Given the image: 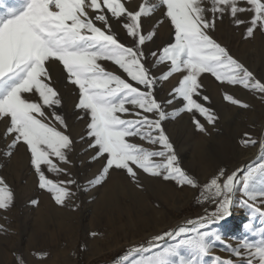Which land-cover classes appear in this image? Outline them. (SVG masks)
I'll return each mask as SVG.
<instances>
[{"label":"snow or ice","instance_id":"1","mask_svg":"<svg viewBox=\"0 0 264 264\" xmlns=\"http://www.w3.org/2000/svg\"><path fill=\"white\" fill-rule=\"evenodd\" d=\"M242 2L247 7H241ZM157 9H162L157 24L167 19L174 30L172 42L149 53L155 60L152 67L165 62L169 65L160 76L146 67L149 61L144 51L146 42L156 35L155 26L145 30L142 25V17H150ZM243 13L249 15L248 21L240 18ZM225 15H230L236 26H245V38L254 37L257 30L264 31V0H145L138 9H129L122 0H0V122L5 124V138L11 141L7 155L23 144L41 189L63 205L73 195L70 186L76 184L71 178L52 180L44 171L46 166L48 172L70 175L67 168L54 162L71 164L69 152L74 144L50 71L51 65L58 63L67 82L78 88L75 107L89 117L87 134L93 141L89 148L96 149L92 159L106 161L89 185L101 184L115 168L126 170L141 187L139 169L179 186L198 189L199 199L212 205L204 215L153 236L147 246H131L121 264H204L214 245L223 239L213 225L231 216L233 207L240 205L264 218V163L231 172L221 168L201 183L180 167L162 126L163 121L183 111L198 112L209 124L215 122V113L204 103L210 99L203 94L200 80L205 73L221 83L258 92L264 100V80L256 78L210 34L216 20ZM113 20L132 39L131 46L121 42ZM101 61L112 62L119 73L107 70ZM174 73L181 78L170 93L173 99L165 103L171 105L179 98L183 106L168 113L154 89L158 80H167ZM224 99L249 107L227 92ZM193 122L199 131L206 132L195 116ZM135 137L158 144L161 150L131 142L129 138ZM241 143L254 145L257 141L245 133ZM260 144V159L264 161V141ZM13 199V191L0 176V209H7ZM254 228V224L249 226L251 236L245 235L235 245H225L238 261L215 256L212 264H264V228L258 234Z\"/></svg>","mask_w":264,"mask_h":264},{"label":"rangeland","instance_id":"2","mask_svg":"<svg viewBox=\"0 0 264 264\" xmlns=\"http://www.w3.org/2000/svg\"><path fill=\"white\" fill-rule=\"evenodd\" d=\"M129 9H138L145 0H122ZM157 2V0H149ZM241 7H247L243 2ZM162 9H157L150 17H142L145 30L155 26L153 41L146 42L144 51L148 54L152 74L160 76L168 70V63L152 67L154 58L151 51H157L173 41L174 30L170 21L162 19ZM242 20L250 19L247 13L239 14ZM211 18V14H209ZM113 28L121 42L131 46L132 39L113 20ZM245 26H236L230 15L216 20L215 29L210 33L217 42L226 46L234 58L243 63L256 78L264 80V31L257 30L254 37L245 38ZM107 70L119 69L112 62L101 61ZM56 87L62 98L61 114L66 117L68 134L74 141L69 152L71 164L54 161L67 168L70 175L48 172L52 180L76 181L70 186L73 195L58 205L51 193L39 187L38 175L31 165L30 153L23 144L12 149L7 155L10 138H5V124L0 122V176L4 177L14 194L13 203L7 209H0V264H121L126 250L133 245L150 241L153 236L183 225L189 219L212 210V205L199 199V190L190 186H179L175 181L154 177L136 169L141 187L128 176L126 170L110 169L109 174L98 185H89L102 170L105 159L93 160L96 149L89 148L93 141L88 137L89 117L75 105L79 100L78 88L67 82L62 65L54 63L50 67ZM181 78L174 73L167 80H158L154 89L158 101L165 104V111L172 113L183 106L176 98L171 105L165 102L173 99L172 89ZM203 94L210 99L204 102L216 115L209 124L198 112L183 111L166 119L162 126L173 145L180 167L201 183L209 180L221 168L234 171L246 165L264 163L261 144L255 155L241 159L244 151L253 145H243L245 133L258 142L264 121V100L258 92L244 89L240 85H230L217 81L211 74L201 75ZM249 105L248 108L234 105L224 99V93ZM204 124L206 132L199 131L193 117ZM132 118V117H128ZM83 137V139H81ZM150 150H161L139 137L129 138ZM264 141V139H263ZM255 145V144H254ZM159 159V158H156ZM107 193L109 195H107ZM109 199H108V197ZM38 201L32 204L31 201ZM234 220L241 219L238 229H227L225 220L213 227L222 234V241L216 243L204 264H212V257L239 260L225 250V245H235L245 235L251 236L250 225L257 234L264 223L258 214L237 205ZM231 214V215H232ZM238 225V224H237ZM91 233H96L93 236ZM258 238V235H257Z\"/></svg>","mask_w":264,"mask_h":264},{"label":"bare ground","instance_id":"3","mask_svg":"<svg viewBox=\"0 0 264 264\" xmlns=\"http://www.w3.org/2000/svg\"><path fill=\"white\" fill-rule=\"evenodd\" d=\"M263 139H264V121L262 122L261 135H260V138H259L258 142L255 145L251 146L250 148L246 149L244 151V155H243V157L241 159H249L253 155H255L257 153V151L259 150V148H260L259 144H260L261 141H263ZM107 195H109V194L107 193ZM108 199H109V197H108ZM234 211H235V209H234ZM235 216H237V211H235L234 214H232L229 218H227L225 220L224 226H226L227 229H231L232 228V229L235 230V229H238V227L240 226L241 219L234 220Z\"/></svg>","mask_w":264,"mask_h":264}]
</instances>
